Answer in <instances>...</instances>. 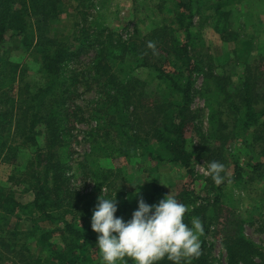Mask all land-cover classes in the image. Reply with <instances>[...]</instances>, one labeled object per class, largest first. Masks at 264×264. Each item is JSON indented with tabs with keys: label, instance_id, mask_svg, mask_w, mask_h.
Returning <instances> with one entry per match:
<instances>
[{
	"label": "trees",
	"instance_id": "16d2710c",
	"mask_svg": "<svg viewBox=\"0 0 264 264\" xmlns=\"http://www.w3.org/2000/svg\"><path fill=\"white\" fill-rule=\"evenodd\" d=\"M62 1L0 0V161L13 160L11 155L15 149L11 140L19 134L24 146L32 149L25 179L26 190L33 194L31 200L23 202L12 194L0 193V205L6 215H18V220L23 214L56 227L52 230L41 227L42 243L38 241L40 247L30 251L26 247L18 249L14 228L10 231L3 225L9 221L3 224L0 221V237H7L0 239V264H101L93 254L97 234L89 229L90 217L97 203L93 193L111 185L112 172L102 170L91 160L94 165L91 176L96 187L92 193L82 195L69 186L65 176L68 162L60 154L67 145L66 133L73 119L67 102L83 76L98 84L95 117L98 124L104 121L110 125L104 136L111 141L105 140V144L114 156L140 148L156 166L176 165L193 180L195 156L203 155L208 162L223 163L225 141L240 139L244 144L264 146V57L254 64H246L234 81L217 72L216 63L205 60L197 49L201 32L194 27L195 13L201 14L203 4L215 5L218 10L236 0H197L194 7L193 0H175L172 11L175 31L158 27L143 37L119 38L114 44L106 40L111 35L100 38L97 28L89 33L76 26L68 40L57 37L52 25L61 13ZM83 2L77 0L76 11ZM222 14L225 16L226 12ZM216 31L222 35L228 32L224 28ZM150 42L155 45L154 49L148 46ZM86 47L94 51L88 72L68 71L69 61ZM13 49L23 52L31 49L38 56L39 70L45 79L35 90L22 92L21 85L15 82L20 64L6 55ZM143 73L152 76L154 84L160 87L157 91L148 90ZM197 77L202 79L199 88L195 87ZM195 93L205 98L209 126L201 134L195 150H189L186 132L190 126L196 128L199 121L192 107ZM99 134L97 131L96 135ZM122 137L127 138L128 144L116 141ZM97 146L92 143V151ZM230 163L234 167L232 179L239 180L242 167L238 160ZM249 165L251 172L256 173L264 161H250ZM207 180L217 192L206 199H200L193 181H184L172 190L171 195L189 209L184 222L191 226V220L199 218L205 229L200 237L201 255L182 260L181 264H217L210 259L206 236L218 219H222L224 228L222 264H264V248L235 229L231 216L220 217L222 186ZM155 194L168 192L155 184L144 196L145 202L149 204ZM127 197V194L119 196L121 203L117 202V208L120 206L121 214H114L125 220L136 209L125 210ZM52 235H57L59 242H49L48 236ZM126 261L132 264L130 259ZM159 264L171 262L164 259Z\"/></svg>",
	"mask_w": 264,
	"mask_h": 264
},
{
	"label": "rangeland",
	"instance_id": "374dc122",
	"mask_svg": "<svg viewBox=\"0 0 264 264\" xmlns=\"http://www.w3.org/2000/svg\"><path fill=\"white\" fill-rule=\"evenodd\" d=\"M193 1V7L197 6V0ZM76 2L77 0H63L58 20L52 25L53 32L61 40H68L72 32L76 30V26H79L81 31L86 29L89 33L97 28L101 33L100 38L111 35L112 38L106 40L113 44L119 38L125 40L143 37L158 27L164 26L175 31L176 20L172 15L177 2L175 0H84L83 6L78 8V11L75 9ZM222 12H226V15L224 16ZM200 13H195L194 17L195 30L201 32L199 35L201 41L197 44V49L205 60L212 59L216 63L217 72L230 76L231 80L235 81L236 75L243 71L246 64H254L264 57V0H236L229 5H222L218 10L215 9V5L209 7V4H203ZM218 28L227 29L228 32L222 35L216 31ZM6 55L7 58L20 64L15 82L21 85L22 92L26 89L33 91L44 81V75L39 70L38 56L31 49L25 52L13 49ZM93 55L92 47L79 51L75 59L69 61L68 71L77 69L83 74L87 73ZM121 66L126 69L125 64ZM142 77L148 84L149 91L155 92L160 88L154 84L150 74L143 73ZM201 83V77H197L195 87L199 88ZM97 86L98 84L89 76H83L75 93L72 94V99L67 102L73 119L66 133L67 145L61 149L60 154L64 157V161L68 162L65 176L71 188L82 195L93 192L96 185L91 176V170L94 168L91 160H95L96 166H100L102 170L111 171L110 178H113L111 185L108 184L93 193L95 198L99 196L109 198L115 195L116 201L121 203L119 196L124 197L127 194L126 205L130 207L125 205V210L128 212L131 208H137V200L141 197L144 199L146 193L150 192V188L155 184L162 186L168 194H172V190L177 185L184 181H193L200 199H206L217 192L207 180L212 179L203 175V169L208 164L203 155H196L194 158L192 180L183 168L176 165L163 163L156 166L154 161L141 153L140 148L123 156H114L108 152L105 140L110 143L111 138H105L104 133L110 125L104 121L98 124V118L95 117L97 104L94 102L97 98ZM192 107L199 121L196 128L193 129L190 126L186 132L189 150H195L200 142L201 134L206 132L209 126L206 119L208 108L205 98L195 93ZM97 131L101 134L96 135ZM114 136L115 132L112 131V137ZM239 140L224 143L225 171L222 175L225 176V182L221 184L222 197L219 213L221 218L231 216L234 219L231 222L234 223L235 229L259 247L264 248V196L262 193L264 166L253 173L249 165L250 161L252 163L255 160L264 161V146L259 143L255 146L252 143L244 144L243 140ZM116 141L123 142L124 145L128 144L125 137L121 140L117 138ZM11 142L15 149L11 155L13 160L0 161V193L12 194L26 202L33 198L32 192L26 190L27 179H25L27 162L32 158V149L24 146L23 138L19 134L14 135ZM92 143L98 145L95 151L91 149ZM235 160H238L242 167L239 180L232 179L234 167L230 162ZM166 195L155 194L149 204L157 203ZM3 210L0 205V221L3 224V221L8 220L9 224L3 225L10 231L14 228V238L18 249L26 247L34 251L40 247L38 246V241L41 240L40 228L48 227V230L56 228L52 223L33 217L28 219L23 214L18 220V215L11 213L6 215ZM117 212L121 214L120 206ZM214 224L208 229L206 240L211 249V261L222 264L225 261L222 219H218ZM89 229L92 231L91 225ZM92 233L95 232L92 231ZM2 238L7 237H0ZM48 240L59 242V237L48 236ZM0 248L2 250V247ZM95 248L96 245L92 249L95 251ZM93 254H96V258L99 259L97 252Z\"/></svg>",
	"mask_w": 264,
	"mask_h": 264
},
{
	"label": "clouds",
	"instance_id": "9594fccd",
	"mask_svg": "<svg viewBox=\"0 0 264 264\" xmlns=\"http://www.w3.org/2000/svg\"><path fill=\"white\" fill-rule=\"evenodd\" d=\"M155 48L151 42L148 45ZM223 163L212 160L203 169L217 185L225 182ZM141 184V183H140ZM137 184V185H140ZM138 192V190H137ZM188 207L170 193L157 203L148 204L141 197L131 218L114 215L117 212L115 195L99 196L92 210L90 225L97 234L95 251L101 264H159L167 259L171 264L198 258L204 226L199 218L189 224L184 222Z\"/></svg>",
	"mask_w": 264,
	"mask_h": 264
}]
</instances>
